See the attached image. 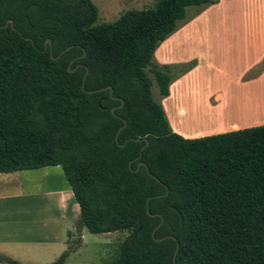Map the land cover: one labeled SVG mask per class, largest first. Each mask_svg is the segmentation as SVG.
Masks as SVG:
<instances>
[{
  "label": "trees",
  "instance_id": "obj_1",
  "mask_svg": "<svg viewBox=\"0 0 264 264\" xmlns=\"http://www.w3.org/2000/svg\"><path fill=\"white\" fill-rule=\"evenodd\" d=\"M216 2L157 0L95 24L92 0H0V172L61 165L77 231H128L107 264H173L177 243L175 264H264V124L184 137L146 71L167 96L195 61L174 72L155 49L187 7Z\"/></svg>",
  "mask_w": 264,
  "mask_h": 264
},
{
  "label": "crops",
  "instance_id": "obj_2",
  "mask_svg": "<svg viewBox=\"0 0 264 264\" xmlns=\"http://www.w3.org/2000/svg\"><path fill=\"white\" fill-rule=\"evenodd\" d=\"M224 6L222 16L208 15ZM225 23L234 25L232 36H208ZM181 27L153 54L158 64L195 61L170 82L167 96L160 95L173 131L194 138L264 124V65L248 75L264 59V0H217L195 9ZM192 39L204 48L191 47ZM231 52L241 64L234 81L217 87L202 83L207 71L225 66ZM78 217L79 205L61 165L0 172V253L22 263H50L71 246ZM72 247L65 264L77 252V244Z\"/></svg>",
  "mask_w": 264,
  "mask_h": 264
},
{
  "label": "rangeland",
  "instance_id": "obj_3",
  "mask_svg": "<svg viewBox=\"0 0 264 264\" xmlns=\"http://www.w3.org/2000/svg\"><path fill=\"white\" fill-rule=\"evenodd\" d=\"M93 3L97 6L98 16L95 21V24H101L103 22H111L117 20L124 12L132 9H143L151 8L155 5L157 0H92ZM197 6H189L186 9L185 17L177 25V28H180L183 24L186 23L188 18L194 12L195 9H198ZM226 7H222L218 10L212 9L209 11V16L218 17L224 14ZM238 10V8L236 9ZM176 28V29H177ZM182 28V27H181ZM234 31V25L232 23H225L219 25L215 29L207 34L208 36L220 35V36H232ZM190 46L193 48L203 49L204 44L195 41L192 39L190 41ZM226 64L222 66L221 69H215L213 71H207L205 74L208 76L201 80L202 83L207 84L211 87L223 86L226 81H234L238 75V70L240 63L237 59V56L234 53H229L226 55ZM157 60L156 57L152 59L154 63ZM264 65V59L257 66V68L251 70L248 75L255 74L262 66ZM173 71H178L181 68V65H171ZM146 71L149 77L152 80L151 92L153 98L156 101H159L160 95L158 92L157 85L154 81V75L149 67L146 68ZM232 79V80H231ZM230 86V85H229ZM181 123V126L184 128V123ZM128 235V231H113L108 233H92L84 228L82 235L79 234V231L74 233V236L70 240V245L75 246L77 244V252L72 254L67 264H107L111 261L114 255L117 252L119 243Z\"/></svg>",
  "mask_w": 264,
  "mask_h": 264
},
{
  "label": "water",
  "instance_id": "obj_4",
  "mask_svg": "<svg viewBox=\"0 0 264 264\" xmlns=\"http://www.w3.org/2000/svg\"><path fill=\"white\" fill-rule=\"evenodd\" d=\"M11 23V25H12V20L11 19H8L7 20V22L5 23V26L7 25V23ZM47 41H49L50 42V39L48 38L47 39ZM68 48V47H67ZM66 48V49H67ZM52 58H55V57H53V56H51ZM68 70H73V69H70V68H68ZM84 79H85V75H83V81H82V87H83V82H84ZM96 90V89H95ZM95 90H88V92H94ZM110 92H111V88H110ZM111 111L113 112L114 111V107H112L111 108ZM147 143H148V140H146V142H145V145H143L142 147H141V150L144 148V146H146L147 145ZM140 164H144L143 162H140ZM161 195H164V194H158V195H156V196H161ZM146 210H147V212H149V210H148V204L146 205ZM158 227V225L154 228V230L152 231V236H154V231H155V229ZM167 237H171L172 235H166ZM162 238H164V237H159V238H155V240L156 241H158V240H160V239H162ZM177 248H178V243H177V245H176V249H175V252H174V256H173V264H175V253H176V251H177Z\"/></svg>",
  "mask_w": 264,
  "mask_h": 264
},
{
  "label": "bare ground",
  "instance_id": "obj_5",
  "mask_svg": "<svg viewBox=\"0 0 264 264\" xmlns=\"http://www.w3.org/2000/svg\"><path fill=\"white\" fill-rule=\"evenodd\" d=\"M212 112V111H211ZM211 115V114H210ZM211 117H212V115H211ZM208 118V117H207ZM209 119V118H208ZM206 120V119H205ZM210 121H211V119H210Z\"/></svg>",
  "mask_w": 264,
  "mask_h": 264
}]
</instances>
